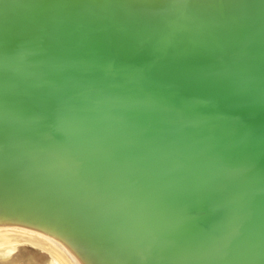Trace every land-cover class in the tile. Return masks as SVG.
Listing matches in <instances>:
<instances>
[{
    "label": "water",
    "instance_id": "1",
    "mask_svg": "<svg viewBox=\"0 0 264 264\" xmlns=\"http://www.w3.org/2000/svg\"><path fill=\"white\" fill-rule=\"evenodd\" d=\"M71 264H264V0H0V230Z\"/></svg>",
    "mask_w": 264,
    "mask_h": 264
},
{
    "label": "bare ground",
    "instance_id": "2",
    "mask_svg": "<svg viewBox=\"0 0 264 264\" xmlns=\"http://www.w3.org/2000/svg\"><path fill=\"white\" fill-rule=\"evenodd\" d=\"M25 244L45 252L49 256L48 264H71L60 248L50 240L15 228L0 230V259L10 257L18 246Z\"/></svg>",
    "mask_w": 264,
    "mask_h": 264
},
{
    "label": "rangeland",
    "instance_id": "3",
    "mask_svg": "<svg viewBox=\"0 0 264 264\" xmlns=\"http://www.w3.org/2000/svg\"><path fill=\"white\" fill-rule=\"evenodd\" d=\"M8 257L0 259V264H48L49 260L45 252L26 244L18 246Z\"/></svg>",
    "mask_w": 264,
    "mask_h": 264
}]
</instances>
